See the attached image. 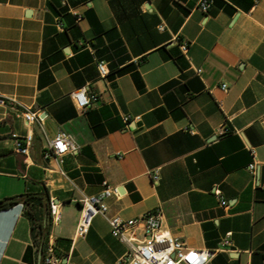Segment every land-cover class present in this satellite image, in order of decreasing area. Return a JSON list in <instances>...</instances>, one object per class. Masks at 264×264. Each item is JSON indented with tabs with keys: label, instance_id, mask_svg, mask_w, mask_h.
Listing matches in <instances>:
<instances>
[{
	"label": "crops",
	"instance_id": "obj_1",
	"mask_svg": "<svg viewBox=\"0 0 264 264\" xmlns=\"http://www.w3.org/2000/svg\"><path fill=\"white\" fill-rule=\"evenodd\" d=\"M66 1L0 0V200L45 186L65 264H119L129 248L102 214L76 232L104 180L118 188L108 216L159 209L187 246L215 252L207 264H264V0ZM83 86L97 95L86 110L72 97ZM29 131L18 153L12 133ZM59 131L78 144L62 164L45 156ZM31 226L22 204L0 211V264H41Z\"/></svg>",
	"mask_w": 264,
	"mask_h": 264
},
{
	"label": "built area",
	"instance_id": "obj_2",
	"mask_svg": "<svg viewBox=\"0 0 264 264\" xmlns=\"http://www.w3.org/2000/svg\"><path fill=\"white\" fill-rule=\"evenodd\" d=\"M66 3L67 1L64 0V4ZM213 4L214 0H202L200 2V6L205 12H207ZM159 28L164 30L165 25L160 24ZM176 40L179 41L182 51L187 53L189 49L188 43L179 40V38H176ZM98 67L102 76H107L109 74L110 69L107 62L99 61ZM198 71L200 72L201 69ZM222 86L226 91L229 88L227 83H224ZM72 97L80 110H86L97 100V95L91 93L87 86L74 90L72 92ZM21 113L25 116L29 125L35 123L39 119V114L29 108H25ZM125 119L128 120L129 116H125ZM230 131V128L226 125L220 128L221 134H228ZM12 137L15 139L16 151L27 155L34 141L33 131H29L24 136L12 133ZM77 148L78 144L72 134L66 131H59L55 137L50 140L45 156H54L58 162L62 164L65 154ZM118 154L122 157V154ZM249 168L252 174L255 175L257 168L256 161L252 162ZM103 184L104 188L101 192L86 195L81 200V204H85V211H81L76 228L78 235L84 236L91 227L95 216L102 214L108 217L112 234L119 240L128 244L129 248L127 252L120 257L119 264H207L210 261L215 252L207 248H192L187 246L180 237L175 236L169 228L162 225V213L159 209H152L139 217L129 219L120 216H108L109 204L107 199L113 194L118 193V188L111 186L108 180H104ZM215 192L220 194L218 188L215 189ZM51 201L55 200L51 199ZM221 204L227 206L228 202L226 199L221 198ZM51 213H55L58 223L61 220L59 203L58 212ZM224 243H229V239H225ZM44 264H65L62 257L56 253L55 242L53 240L48 242Z\"/></svg>",
	"mask_w": 264,
	"mask_h": 264
},
{
	"label": "trees",
	"instance_id": "obj_3",
	"mask_svg": "<svg viewBox=\"0 0 264 264\" xmlns=\"http://www.w3.org/2000/svg\"><path fill=\"white\" fill-rule=\"evenodd\" d=\"M215 2V0H214ZM67 5V3L65 4ZM110 73V72H109ZM22 204L24 215L31 222L33 246H29L27 252L35 247L38 254L42 249L41 264H44V257L52 227V201L48 189L44 186L38 192H27L16 197H7L0 200V211L9 209L15 205ZM51 211V212H50ZM65 240L58 238L57 241ZM26 252V253H27Z\"/></svg>",
	"mask_w": 264,
	"mask_h": 264
},
{
	"label": "bare ground",
	"instance_id": "obj_4",
	"mask_svg": "<svg viewBox=\"0 0 264 264\" xmlns=\"http://www.w3.org/2000/svg\"><path fill=\"white\" fill-rule=\"evenodd\" d=\"M85 206V204H83ZM53 212H58V210H55ZM53 223L56 224L57 223V217L55 216V213H53Z\"/></svg>",
	"mask_w": 264,
	"mask_h": 264
},
{
	"label": "water",
	"instance_id": "obj_5",
	"mask_svg": "<svg viewBox=\"0 0 264 264\" xmlns=\"http://www.w3.org/2000/svg\"><path fill=\"white\" fill-rule=\"evenodd\" d=\"M42 253H43V250L41 249V250L39 251V258L42 257Z\"/></svg>",
	"mask_w": 264,
	"mask_h": 264
}]
</instances>
